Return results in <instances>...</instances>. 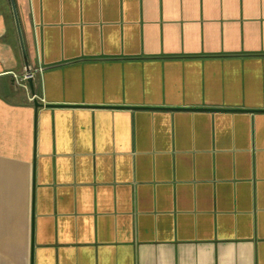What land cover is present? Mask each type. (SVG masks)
Returning a JSON list of instances; mask_svg holds the SVG:
<instances>
[{"label":"crops","instance_id":"crops-1","mask_svg":"<svg viewBox=\"0 0 264 264\" xmlns=\"http://www.w3.org/2000/svg\"><path fill=\"white\" fill-rule=\"evenodd\" d=\"M14 3L0 264H264V0Z\"/></svg>","mask_w":264,"mask_h":264},{"label":"water","instance_id":"water-1","mask_svg":"<svg viewBox=\"0 0 264 264\" xmlns=\"http://www.w3.org/2000/svg\"><path fill=\"white\" fill-rule=\"evenodd\" d=\"M9 2H10L12 15H13V19H14V24H15V28H16V32H17V36H18L20 49H21V54H22V58H23L24 66H25V71H26V73H29L30 71H29V67H28L26 51H25V48H24L22 35H21V31H20V26H19V22H18V17H17V13H16L15 3H14V0H9ZM28 83H29V86H30V90L32 92V87H33L32 86V79H30L28 81ZM34 106L37 108V107H39V104L34 102Z\"/></svg>","mask_w":264,"mask_h":264},{"label":"built area","instance_id":"built-area-1","mask_svg":"<svg viewBox=\"0 0 264 264\" xmlns=\"http://www.w3.org/2000/svg\"><path fill=\"white\" fill-rule=\"evenodd\" d=\"M32 77H33V75L31 74V72H29V73H24L20 78H19V84H20V86L22 87V88H24L25 90H28V81L30 80V79H32ZM30 100L31 101H33L34 100V96H32L31 98H30Z\"/></svg>","mask_w":264,"mask_h":264}]
</instances>
